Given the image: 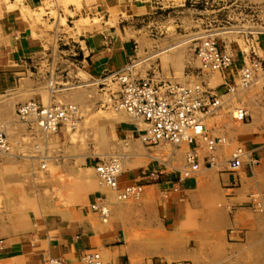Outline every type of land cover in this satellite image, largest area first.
I'll use <instances>...</instances> for the list:
<instances>
[{"label": "crops", "instance_id": "obj_1", "mask_svg": "<svg viewBox=\"0 0 264 264\" xmlns=\"http://www.w3.org/2000/svg\"><path fill=\"white\" fill-rule=\"evenodd\" d=\"M79 2L78 8L64 0H0V127L19 133L0 154V264H43L50 257L87 264L88 250L99 252L102 264H264V123L253 119L249 103L251 120L230 116L240 96L223 93L214 75L209 82L219 87L220 105L204 124L221 138L216 148L203 140L148 145L143 120L108 109L106 77L140 57L148 40L149 48L155 43L142 23L162 2ZM54 10L58 18H75L69 30L53 26ZM225 48L233 57L225 71L231 82L252 58L264 59V42L248 52ZM186 60L149 62V76L191 80L200 63L192 54ZM250 98L264 108V80L263 93ZM29 100L76 105L75 126L45 132L18 120L17 106ZM191 149L200 168L186 174ZM115 152L123 159L119 186H141L127 201L95 167ZM95 202L106 216L92 208Z\"/></svg>", "mask_w": 264, "mask_h": 264}, {"label": "built area", "instance_id": "obj_2", "mask_svg": "<svg viewBox=\"0 0 264 264\" xmlns=\"http://www.w3.org/2000/svg\"><path fill=\"white\" fill-rule=\"evenodd\" d=\"M195 53L200 66L198 72L193 74L194 77L186 82L172 80L157 82L150 76H135L131 72V67L113 72L106 77L110 82L113 80L118 84L116 90H110L112 95L109 100L112 106L145 122L146 128L142 138L148 145L171 143L175 146H196L198 140H203L212 151L221 142V138H214L208 134L204 124V118L220 105L217 87H212L209 79L219 75L220 87L228 92L235 89L236 81L229 84L225 76V71L232 65L233 57L212 35L197 41ZM238 77L243 88H249L258 79L264 80V59L252 58L249 65L240 68ZM77 114L78 107L74 104H43L29 100L17 107V115L21 120L34 123L45 132H56L66 123L75 126ZM246 115L247 111L241 108L237 117L244 118ZM7 143V136L1 130L0 152L5 150ZM241 153V150L234 152L230 158L232 166H237V159ZM198 160L196 149L189 150L184 172L188 174L199 170ZM119 164V157L111 155L100 159L95 167L101 180L117 190L120 197L138 195L141 190L139 185L119 186ZM92 208L104 216L107 215L108 210L100 202L93 203ZM82 257L87 264H102L101 255L97 251L88 250ZM43 264L66 262L61 257H50L45 259Z\"/></svg>", "mask_w": 264, "mask_h": 264}, {"label": "rangeland", "instance_id": "obj_3", "mask_svg": "<svg viewBox=\"0 0 264 264\" xmlns=\"http://www.w3.org/2000/svg\"><path fill=\"white\" fill-rule=\"evenodd\" d=\"M159 1L162 3H158L157 12L152 18L146 19L142 23L143 27L146 28L147 37L150 36L151 39L155 40V43L149 48L148 40L143 46L144 48H141L140 57H135V59L131 61V64L127 66L131 67V72L135 76H149V62H163L166 65L169 62H179L180 59L181 62H187L186 59L192 54L193 58L196 59V62L200 63L195 53V46L200 38L208 35L214 36L222 47L227 46L229 49L236 51L248 52L254 46H258L261 42H264V0ZM64 2L65 5L71 4L78 8L81 6L79 0H64ZM52 14L56 16L53 26L58 24L59 29L57 30L59 32L69 30L70 26L74 24L73 22L75 18H70V20H66V18H58V13L55 10ZM71 14L75 15V11L71 12ZM63 25L64 28L60 29ZM56 37L58 38V35ZM54 74L55 72L52 70V75L54 76ZM236 77V82L234 83L235 89L230 92L225 89L223 93L228 92V96H236V94H238L240 98H236V100L238 99L241 103L229 107L227 112L232 116L233 111L236 108L245 109L249 103L248 106L252 107L254 111L253 119L256 121L259 119L264 123V108L259 107L256 100L250 98L253 94L256 95L258 93H263V80L258 79L249 88H243L239 83L240 79L238 75ZM228 82L229 84H232L234 81L231 82L228 79ZM220 83L221 81L219 84ZM50 85L56 87L55 82L53 81H51ZM66 86H69V84L60 85V87ZM110 87L111 91H114L118 88V84L111 80ZM216 89L219 93V87ZM109 98L110 95L106 92L105 100L109 103L108 109L114 111ZM47 102L48 101H45V104H47ZM61 103L64 104L65 101L61 100ZM248 110L249 109H246V111ZM236 118L248 122L252 117L249 115V112H247V115L244 118ZM17 119L26 122L19 117ZM30 124L36 126L34 123ZM1 130L5 132L8 140L7 147L4 151L0 152V154H4L12 149V147L10 149V142L13 138L15 140L18 139L19 133L17 129L12 130L14 135V137H12L10 134L7 135L3 127H0V131ZM16 143L17 141H15V144ZM164 144L169 148L175 147V145L171 143H163V145ZM182 146L184 145H181L180 147ZM113 155L120 156L119 153L116 152ZM119 159L123 162L122 157H119ZM185 166L183 170L185 169ZM1 189L2 183L0 179V191ZM117 194L120 201H127L134 197V195H132L123 198L119 196V192Z\"/></svg>", "mask_w": 264, "mask_h": 264}, {"label": "bare ground", "instance_id": "obj_4", "mask_svg": "<svg viewBox=\"0 0 264 264\" xmlns=\"http://www.w3.org/2000/svg\"><path fill=\"white\" fill-rule=\"evenodd\" d=\"M165 54V53H164ZM240 83V82H239ZM241 110V108H236L234 111H233V117H237L238 116V113H239V111ZM129 114V113H128ZM144 122V121H143ZM201 141V140H200ZM205 146H207V145H205ZM236 149V148H235ZM216 153V152H215ZM111 156V155H110ZM118 156V155H117ZM128 156V155H127ZM120 157V156H119ZM214 157V156H213ZM121 158V157H120ZM225 161V160H224ZM122 162L120 161V164H119V172L121 173V171H120V169H121V167H122V164H121ZM20 197V196H19ZM20 199V198H19ZM21 220V219H20ZM25 221V220H24ZM24 221H23V223H24ZM25 224V223H24ZM10 226L11 225H9V228H10ZM22 227V226H21ZM11 229V228H10ZM3 230H5L4 228H3ZM8 232V231H7ZM2 233V232H1ZM3 234V233H2Z\"/></svg>", "mask_w": 264, "mask_h": 264}]
</instances>
